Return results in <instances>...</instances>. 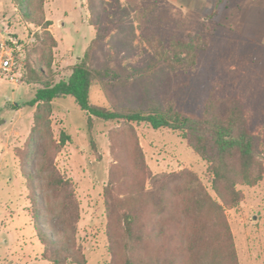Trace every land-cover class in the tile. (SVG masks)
Segmentation results:
<instances>
[{
	"label": "rangeland",
	"instance_id": "rangeland-1",
	"mask_svg": "<svg viewBox=\"0 0 264 264\" xmlns=\"http://www.w3.org/2000/svg\"><path fill=\"white\" fill-rule=\"evenodd\" d=\"M118 1L120 9L129 13L127 17L121 15L115 0H101L102 11L96 12L100 17L105 11L100 23L108 29L96 51L97 61L117 57L122 64H140L148 55L158 56L173 39L201 35L207 46L199 53L195 68L159 72V83L153 89L161 95L166 87L171 89L177 108L188 114H199L207 96L238 98L251 132L260 138L264 167V0H224L213 18L209 16L214 0ZM40 14V24L27 22L12 0H0V43L16 39L13 54L18 62L15 82L0 79V264H52L42 257L18 157L33 126L35 107L26 103L37 88L24 82L25 61L41 60L43 68L54 74V81L67 78L95 36L90 24L94 15L87 0H44ZM139 93L125 88L114 90L112 96L127 105L139 100ZM90 102L110 107L98 82L91 85ZM50 120L51 139L58 142L61 131L70 136L54 154L53 162L71 182L79 206L75 238L85 264H110L112 259L121 264L117 238L122 225L117 213L109 222L105 205L104 191L110 180L122 206L129 201L131 186L139 187L142 182L148 186V172L189 170L215 196L207 163L178 131L131 123L133 139L129 126L121 121L93 117L89 125L85 112L71 96L52 101ZM135 142L144 155L145 174L133 164ZM236 188L242 198L233 207L225 206L224 214L239 264H264V173L257 184ZM179 220H170L171 226H179ZM171 226L165 223L167 232L174 230ZM159 235L151 244L154 251L167 246ZM116 246L118 252L112 256L111 249L116 251Z\"/></svg>",
	"mask_w": 264,
	"mask_h": 264
},
{
	"label": "trees",
	"instance_id": "trees-1",
	"mask_svg": "<svg viewBox=\"0 0 264 264\" xmlns=\"http://www.w3.org/2000/svg\"><path fill=\"white\" fill-rule=\"evenodd\" d=\"M43 1L12 0L19 16L35 24L42 21ZM115 1L121 15L127 17L129 13ZM223 1H213L210 18L218 14ZM87 2L94 15L90 24L95 28V36L81 59L71 67L68 77L54 81V74L43 68L39 59H27L24 65V82L36 84L37 88L26 103L35 107L33 126L18 157L33 207L35 232L43 247L42 257L52 264H85L75 238L79 206L71 182L58 172L53 162L54 154L70 136L61 131L58 142L51 139L52 101L71 96L85 112L89 125L93 117L121 121L129 126L133 139L136 136L131 123L143 122L153 129L178 131L207 163L211 175L215 196L189 170L154 175L148 172V186L144 182L139 187L131 186L129 201L125 200L123 206L114 196L115 185L110 180L104 191L105 205L109 222L117 213L122 225L117 238L121 243V264H239L224 207H233L241 200L237 185L253 186L262 179L260 138L251 132L244 106L236 97L207 96L199 114H188L177 108L171 89L166 87L162 95L153 89L159 83V72L171 74L195 68L207 40L199 34L173 39L158 56L148 55L140 64H122L117 57L98 62L96 51L108 31L100 23L105 11L99 17L96 12L102 11L101 0ZM45 65L49 67L50 62ZM94 82L100 84L110 107L90 102ZM125 88L140 91L139 100L123 105L113 99L114 90ZM132 149L135 168L145 174L148 168L141 148L135 142ZM119 207L122 209L117 211ZM175 218L181 224L172 227L170 220ZM165 223L174 230L167 232ZM159 232L167 246L154 251L151 244ZM108 239L114 245L111 234ZM117 249V246L116 251L111 249L112 256ZM115 262L112 259L110 264Z\"/></svg>",
	"mask_w": 264,
	"mask_h": 264
},
{
	"label": "built area",
	"instance_id": "built-area-1",
	"mask_svg": "<svg viewBox=\"0 0 264 264\" xmlns=\"http://www.w3.org/2000/svg\"><path fill=\"white\" fill-rule=\"evenodd\" d=\"M16 45L17 41L14 38H9L6 42L0 43V79L11 82L17 80L15 71L18 68V62L13 54Z\"/></svg>",
	"mask_w": 264,
	"mask_h": 264
}]
</instances>
